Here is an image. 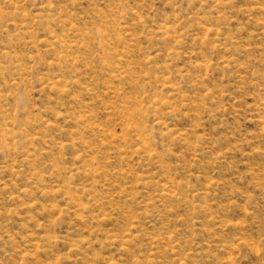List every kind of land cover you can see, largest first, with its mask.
<instances>
[{
  "label": "rangeland",
  "instance_id": "374dc122",
  "mask_svg": "<svg viewBox=\"0 0 264 264\" xmlns=\"http://www.w3.org/2000/svg\"><path fill=\"white\" fill-rule=\"evenodd\" d=\"M0 264H264V0H0Z\"/></svg>",
  "mask_w": 264,
  "mask_h": 264
}]
</instances>
